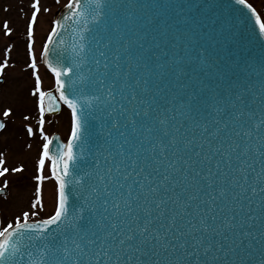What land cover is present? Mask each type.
Returning a JSON list of instances; mask_svg holds the SVG:
<instances>
[{"label":"snow or ice","instance_id":"obj_1","mask_svg":"<svg viewBox=\"0 0 264 264\" xmlns=\"http://www.w3.org/2000/svg\"><path fill=\"white\" fill-rule=\"evenodd\" d=\"M39 3L26 28L43 140L37 186L30 211L0 221V264H264V54L258 65L222 59L202 23L157 0H67L43 45L46 92L33 51ZM235 5L250 16L225 17L220 35L252 21L264 37L256 9ZM62 106L66 142L44 132L46 112ZM46 164L53 209L37 219Z\"/></svg>","mask_w":264,"mask_h":264},{"label":"rangeland","instance_id":"obj_2","mask_svg":"<svg viewBox=\"0 0 264 264\" xmlns=\"http://www.w3.org/2000/svg\"><path fill=\"white\" fill-rule=\"evenodd\" d=\"M264 21V0H247ZM34 0H0V62L7 60L8 67L4 69L0 83V118L5 121V128L0 133V158L4 160L3 167L9 172L0 177V189L4 182H8L7 194L0 197V221L6 225L16 215L23 211H30V202L35 198V180L37 162L41 152L43 140L39 136V113L36 107V98L31 96L35 87L33 69L28 67L30 58L27 54V24L32 11ZM67 3V0H40V13L34 29L33 51L37 58V74L41 78L42 90L47 91L53 87V79L44 69L40 53L44 41L51 30L56 12ZM48 9V11H45ZM7 23L10 35L5 34L4 24ZM3 25V26H2ZM11 48V51L7 50ZM11 114L5 118V111ZM29 119L25 120L24 117ZM32 127L34 135L27 134V128ZM45 134L51 136L60 134L65 139L68 134V115L61 112L58 116L46 119ZM23 168L21 173H13V168ZM46 177L43 186L44 210L39 218H46L53 209V195L55 184L50 176L48 165L44 170ZM38 211V209H37Z\"/></svg>","mask_w":264,"mask_h":264},{"label":"water","instance_id":"obj_3","mask_svg":"<svg viewBox=\"0 0 264 264\" xmlns=\"http://www.w3.org/2000/svg\"><path fill=\"white\" fill-rule=\"evenodd\" d=\"M147 2H151V0H147ZM157 2L173 6L175 10L170 9L168 12L169 16H175L176 11H180L182 15L202 23L203 27L201 31L206 34L205 40L208 43H215L211 39L215 37V41H220V43H215V48L222 59L230 56L232 60L244 59L252 65H258L261 55L264 54V37L258 35V28L254 25V22L249 21L246 29H244V25L241 24V29H243L242 35L240 31L236 30H234V38L229 37L226 40L225 37L228 36L227 32L224 33V36L220 35L221 26L225 22V17L229 19L238 17L239 20L236 22L239 23L240 21L247 20L250 16V13H248L247 9L243 8V6L235 5V0H157ZM178 5H183V9L176 8ZM209 5H229L239 9V11L230 13V8L228 7L209 8ZM63 11L64 9L62 8L56 14L55 19H57ZM61 38L70 46L74 37L71 30H69L63 32ZM201 42L204 43L205 41ZM50 58L54 59V57ZM43 65L48 70L44 61ZM255 80L256 76L253 74V81ZM58 113L49 114L46 112V114L51 116L57 115ZM52 137H59V135L55 134ZM0 194H5V191L0 192Z\"/></svg>","mask_w":264,"mask_h":264},{"label":"flooded vegetation","instance_id":"obj_4","mask_svg":"<svg viewBox=\"0 0 264 264\" xmlns=\"http://www.w3.org/2000/svg\"><path fill=\"white\" fill-rule=\"evenodd\" d=\"M2 64V62H0V65ZM1 79H0V81H2V77H0ZM1 83V82H0Z\"/></svg>","mask_w":264,"mask_h":264}]
</instances>
